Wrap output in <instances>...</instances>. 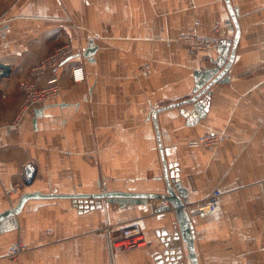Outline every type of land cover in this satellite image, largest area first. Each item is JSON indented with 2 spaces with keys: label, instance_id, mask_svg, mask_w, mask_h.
<instances>
[{
  "label": "crops",
  "instance_id": "crops-1",
  "mask_svg": "<svg viewBox=\"0 0 264 264\" xmlns=\"http://www.w3.org/2000/svg\"><path fill=\"white\" fill-rule=\"evenodd\" d=\"M229 3L240 33L228 81L210 86L197 113L193 102L168 106L194 95L218 48L190 54L177 38L230 46L235 29L225 0H0V63L10 68L0 71V213L26 193H165L160 143L187 199L198 264H264V0ZM63 45L72 55L62 64L59 94L15 125L19 82L46 85L50 73L32 69ZM75 64L84 70L76 84ZM205 134L224 140L211 149L189 145ZM214 189L222 191L221 210L200 215L198 204ZM151 199L79 211L67 197L28 198L0 220V264H174L155 232L175 233L174 212L153 213L168 205ZM131 223L146 246L112 255L109 233ZM164 230L165 238L173 234ZM16 242L27 249L10 259Z\"/></svg>",
  "mask_w": 264,
  "mask_h": 264
},
{
  "label": "built area",
  "instance_id": "built-area-1",
  "mask_svg": "<svg viewBox=\"0 0 264 264\" xmlns=\"http://www.w3.org/2000/svg\"><path fill=\"white\" fill-rule=\"evenodd\" d=\"M177 39L187 48L190 54H197L206 50H216L219 45L218 40L215 38L198 37L191 34L182 35ZM71 55L72 48L69 45L57 47L49 55L41 59L32 69L33 76L50 73V78L46 85L37 86L29 81L19 82L18 86L21 90L22 98L17 110L15 125H19L23 116L34 107L46 103L59 94L60 87L57 80L60 75L62 64ZM150 71L151 69L149 65H144L140 70L143 76L150 74ZM70 76L73 83L76 84L82 82L84 80L83 66L81 64L72 65L70 68ZM222 140H224V137L217 134H205L190 141L189 145L211 149L218 145ZM19 187V183L10 186L6 190V194L9 196L14 194ZM221 196L222 191L220 189H214L208 197L198 204L197 212L203 216L219 212L221 210ZM167 205L171 207L168 203ZM160 208L162 207H156L154 211ZM108 242L112 255L124 250L142 248L147 244L143 231L138 223H131L130 225L119 228L115 235H110L109 233ZM26 249V246L21 242L13 243L8 248L6 257L17 259L21 253L26 251Z\"/></svg>",
  "mask_w": 264,
  "mask_h": 264
},
{
  "label": "water",
  "instance_id": "water-1",
  "mask_svg": "<svg viewBox=\"0 0 264 264\" xmlns=\"http://www.w3.org/2000/svg\"><path fill=\"white\" fill-rule=\"evenodd\" d=\"M225 3L229 11V15L231 19L230 21L232 22L233 27L235 29V34H234V38L232 40L231 45L230 46L227 45L226 47H224L222 46L223 41L220 42V45L217 49L219 56L214 61H212L215 63V68L211 70H205L202 74L197 75L196 84L193 90L194 95L188 100L169 105L168 107H175V106L183 105L185 103L193 102L196 112L199 113L200 104L196 102L201 98L203 94L206 93V91L210 88V86L214 84L215 82L225 83L228 81L227 72L233 61L235 47L237 45L240 32H239V27L236 21V14L233 8H231L229 0H225ZM89 47L83 53V55L88 58L91 56L92 51H93V49ZM9 70L10 68L8 65L0 63L1 74L7 73ZM159 111L160 109H156V110H153L151 113V119L155 125V130H156L157 135H159V132L156 126L155 117H156L157 112ZM158 146H159L161 162H162L163 179L165 182V193H162V194L101 193V194H93V195H83V194L82 195H60V194H54V193H50V194L26 193L22 195L20 201L15 207L11 209H7L3 211L2 213H0V220L10 215H14L18 213L24 201L27 200L28 198L67 197L72 200V203L74 204V206H77L79 211L82 210L81 209L82 202L83 203L89 202V203L94 204L97 200V205H98L99 204L98 201L103 198L108 199V200H113L114 198H122V200L128 201V202H137V201H140L141 199L144 200L143 202H145V199L149 200L151 198H158V199L166 200L167 203L171 207L165 206L163 208L156 210L155 212H163L165 210L172 209L175 215L176 222H177V230L175 231V233L179 232V237L181 241L183 242L185 249H186V254H187L186 256H187L188 262L189 264H198L197 255L195 251V245H194V239H193V235L191 231L190 218H189L188 212L185 207L187 203V199L185 198L183 191H181V184L169 175L168 167L164 159L161 144L158 143ZM25 178H26L27 184L32 183V170L28 166L25 167ZM87 198L89 200H86ZM82 199H85V200H82ZM86 206L84 207L85 209H86ZM93 207L94 205H90V208H93Z\"/></svg>",
  "mask_w": 264,
  "mask_h": 264
},
{
  "label": "rangeland",
  "instance_id": "rangeland-1",
  "mask_svg": "<svg viewBox=\"0 0 264 264\" xmlns=\"http://www.w3.org/2000/svg\"><path fill=\"white\" fill-rule=\"evenodd\" d=\"M191 35H194V34H191ZM195 36H197V35H195ZM198 37H201V36H198ZM123 201L124 200H122V198H114L113 200H108V199L104 198V199H101V200L98 201L99 202L98 205H97V200H96V202L94 204L93 203H89V202H87V203H83L82 202L81 203V207H82L81 211L86 210V209H102L104 207V205H106V204H108V205L110 204L111 206L117 208L119 206V204L123 203ZM90 205H94V207L90 208ZM85 206H86V209L84 208ZM76 208H77V206H76ZM153 213L157 214V213H160V212H155L153 210ZM163 230H164V228H159L155 232H156L157 236L160 238V241L162 242V244H165V246L167 247V250H171L172 253L175 255L174 264H189L187 256H186L187 255L186 254V249H185V246H184L183 242L181 241V239L179 237V232H176L175 234H171L169 236L166 235V238H165L164 234H162ZM164 231L167 232V231H170V230H167L165 228ZM159 233H161V236H159ZM170 233H173V232L170 231ZM174 246L178 247V249L181 248L180 249L181 258H178V255H176V251L173 250ZM170 258L172 259V257H170Z\"/></svg>",
  "mask_w": 264,
  "mask_h": 264
}]
</instances>
